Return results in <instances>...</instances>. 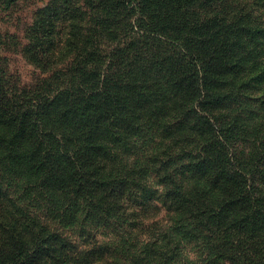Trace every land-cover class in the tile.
Segmentation results:
<instances>
[{
    "label": "trees",
    "instance_id": "obj_1",
    "mask_svg": "<svg viewBox=\"0 0 264 264\" xmlns=\"http://www.w3.org/2000/svg\"><path fill=\"white\" fill-rule=\"evenodd\" d=\"M246 10L48 0L7 36L41 76L0 58V264H180L190 246L187 264H264V29ZM254 69L257 89L238 79Z\"/></svg>",
    "mask_w": 264,
    "mask_h": 264
},
{
    "label": "rangeland",
    "instance_id": "obj_2",
    "mask_svg": "<svg viewBox=\"0 0 264 264\" xmlns=\"http://www.w3.org/2000/svg\"><path fill=\"white\" fill-rule=\"evenodd\" d=\"M48 0H22L12 6L11 9H6L5 6L0 7V33L3 35V41L9 43L8 46H0V58H6L7 66L12 75L16 78H19L23 86H32L35 81L41 76V71L37 69L32 63L27 61L20 51L16 50L13 46L11 39H8L7 36H15L18 42L24 41L25 29L27 25L32 21L33 14L35 10L39 7H42L47 3ZM235 3H238L241 6L247 8L244 12L245 16L251 15L252 19L256 20V24L259 27L264 29V0H234ZM264 42V41H263ZM264 49V47H263ZM264 51V50H263ZM254 69L251 75H245L242 78H238L242 83H246V87L257 89L255 81H252V77H255L259 70ZM253 75V76H252ZM250 96L256 97L260 96L263 93L257 91H250ZM264 97V96H263ZM259 109L257 108V111ZM131 162L134 160L130 159ZM135 162V161H134ZM130 208L135 209L134 206L129 205ZM38 218L41 220L42 224L50 228L51 231H59L63 235L67 236L71 241L76 242L79 246H86V240L81 239V234L77 228H62L56 222L48 219L47 216L42 211H35ZM150 215V216H149ZM147 214L146 217H156V214ZM164 214L161 215L160 219H164ZM143 219L142 215L138 217H131L127 222L137 223L139 220ZM84 232L86 234H95L101 242L108 241V239H119V237L112 232L111 230H104L102 228H97L91 224H87L84 227ZM136 238L140 241L143 240V237L135 235ZM118 237V238H116ZM135 239V238H132ZM196 250L190 246L187 247L184 251L183 257L188 258L181 259L180 264H187L189 259H197Z\"/></svg>",
    "mask_w": 264,
    "mask_h": 264
}]
</instances>
